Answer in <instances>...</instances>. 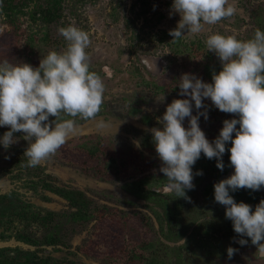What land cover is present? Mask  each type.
<instances>
[{"label": "clouds", "instance_id": "obj_1", "mask_svg": "<svg viewBox=\"0 0 264 264\" xmlns=\"http://www.w3.org/2000/svg\"><path fill=\"white\" fill-rule=\"evenodd\" d=\"M171 12L179 13L180 20L169 35L171 41H179L187 33L199 34L205 25L234 16L237 9L228 0H173ZM58 31L66 41L65 50L50 51L38 67L0 61V127L9 129L0 137V144L8 149L18 140L14 133H23L22 138L28 141L24 151L28 167H36L54 156L76 132V118L95 119L104 102V81L91 70L86 51L91 43L89 33L72 24ZM205 43L222 67L213 72L210 83L191 73L180 77L179 95L187 98L168 104L159 120L162 127L152 131L161 161L159 171L177 198L190 201L186 190L195 187L193 166L201 154L215 159L216 167L223 171L222 158L231 141L227 151L234 172L214 184V199L225 207L226 218L241 237L238 243L247 245L244 237L250 238L256 255L264 259V199L253 211L251 205L237 203L230 195V191L264 188V31L256 29L247 40L216 33L209 35ZM150 70L158 71L155 61ZM205 99H210L221 112L238 117L224 120L212 142L199 126L200 116L208 119ZM49 117L55 119L50 121ZM186 118L188 127L183 124ZM98 127L107 125L100 121ZM236 251L228 247V257Z\"/></svg>", "mask_w": 264, "mask_h": 264}, {"label": "rangeland", "instance_id": "obj_2", "mask_svg": "<svg viewBox=\"0 0 264 264\" xmlns=\"http://www.w3.org/2000/svg\"><path fill=\"white\" fill-rule=\"evenodd\" d=\"M69 1L70 0H68V2ZM228 2L229 4H233L237 9L234 16L221 20L215 25H205L202 32L199 34H185L179 41H176L177 45H174V47L172 46L170 48L166 42H156V44L163 46L164 54H176L178 57L177 62L180 63L181 59L184 60V56L175 52L176 47L179 45L183 49L185 47L184 45L189 42L196 44L199 47V49H196L198 56L201 54L203 57L208 58L202 49L210 52L211 55L212 53L215 55L214 52L208 51L206 47L205 42L209 35L216 33L225 36L234 35L240 40H247L253 37V26L249 21L253 20V22H258V24H260V21L262 22L264 20V0H228ZM172 3L173 0H74L70 1L67 6V2L65 3L66 8L64 9L65 12L62 21L65 25L70 22V24L88 32L91 46H99V52L103 50L111 57L121 52L118 50L120 45H122V47L124 46L122 59L125 61V65L129 66L130 64H135V55L133 53L135 49H132V46L133 43L136 44L135 36L137 34L144 35L146 40L150 36L149 34L166 38V40L172 38L169 35V30L176 28L180 20L179 13L171 12ZM30 21L31 20L26 17L22 21V26L24 32L27 34L33 33L35 37V30L38 25H30ZM261 25L264 26V23H261ZM9 28L10 27L6 26V24L0 27V61L8 60L12 63L13 59L17 58L20 49L26 46L27 36H23L24 32H22L21 40L18 41L14 38L11 33L12 31L8 30ZM261 28L264 30L263 27ZM15 34L17 33L15 32ZM41 36H43L42 33L37 34L36 52L34 53V58L31 57L33 61L29 63L33 67L39 66L45 48L49 50L58 46L60 47V51L66 48L65 45L60 46L61 43H57L56 46L53 45L52 47V43H50L47 44L48 46L44 47L37 41V38ZM93 37L95 38L94 40ZM181 41L184 42L182 43ZM14 50L16 51L15 54L13 53ZM175 66H173V70H178V65ZM165 76L166 74L161 75L162 78ZM128 77L129 76H127V78ZM105 80L106 79L103 78L104 83ZM167 80L168 79H166L165 82ZM129 81H131V79ZM124 93L127 94L128 90L125 91L118 86L107 87V85H105L104 101L117 100L116 112L111 113L109 111V106L112 104L108 102L101 106V109H104V111L102 114L96 116L95 119L81 120L76 118V132L68 140L94 135L102 136L104 139H109L111 141L110 144L117 153H125L130 156L134 155L133 157H135V154L132 153V149H130V144L138 145L139 139H137L136 135L129 136L126 131L131 128L150 130L153 129V127L155 128L156 125L157 127H162L159 123V115H157L155 110L166 108L169 102H167L168 98L161 94L142 98L141 103L145 102L146 104H143L141 108L143 112L145 111L150 115V122L144 124L131 118V116H129L130 118L128 117L127 112L129 106L128 104L124 105L125 102L121 100L122 98L114 99L115 95H117V97H122ZM140 94L141 92H139L138 95ZM140 114L141 113H137L132 116L139 118ZM54 119V117H49L50 121ZM100 121L105 122L107 127H98ZM130 121L133 122L130 123ZM0 130L3 131H0V137H2L4 132L9 129L7 127H0ZM14 136H16L18 140L8 149H5L3 145L0 144V194L15 191L16 193L12 196L14 204H22L28 208V205L31 204L32 211H41L43 214H45L47 210L56 212L55 222L59 224L58 229L61 243L53 245H33L19 240L16 236L18 231H21V225H19L9 231L8 234H11L10 238L0 240V248H9L8 251L11 254H14L16 250L20 249L24 251H35L39 256L49 255L53 264H106L107 260L97 256V254L110 251L114 242L116 245L120 246L127 240L140 241L142 238L140 230L141 217L138 216L140 214L153 216L154 228L150 229V227H148L147 229V231L150 230V238L154 240H163V242L165 241V243L170 244L171 247L169 248H173V250L169 249L166 254V264H216V255H221L228 247L231 246L237 250L234 254L241 251V247H243L237 242V239L228 237L219 241L211 237L205 240V242L212 245L213 248L210 247L211 250L206 249V247L195 250L196 248L193 246L194 240H198L195 234L194 236L188 237L191 239V248L183 251V255H181L180 259V256L178 257L177 255L179 252L178 247L184 246L183 244H185L187 236L184 234L182 237L180 236L176 239H171L169 237V229L166 223L167 215L162 205L154 202L140 201L138 198L135 199L134 196L128 194L122 187L124 181H102L81 170L79 167L64 162L71 161L74 155H68L65 157L66 160L59 161L58 153H56L54 156H51L38 165L40 167V169L37 170L39 177L48 174L51 177H45L47 182L83 191L85 196L90 200V210L93 206L104 205L109 209L117 208L122 213L113 218L107 217L103 220L91 217L84 221H74L69 217V214L75 211L77 209L76 207H72L65 198L45 190L43 181L40 180L38 176L33 178L26 173L27 170L16 166L19 157L27 159V157L24 156V151L28 147V141L22 138L23 133H14ZM77 161L81 162L80 158H77ZM78 165L80 166V164ZM20 169L23 171V176L21 178L17 177V173ZM151 172L152 171L146 170L144 174H150ZM141 174L142 173L137 174L135 179ZM44 196H50V199H45ZM129 199L137 201L136 204L125 202ZM149 205L151 207H149ZM167 205L171 206L172 203L168 201ZM178 208L182 210L179 211V218L181 219L179 226L182 227V215L184 218L185 207L179 206ZM156 214H159V217L162 218L164 231L167 235H165V232L163 233L161 225L156 220ZM211 215L212 209L209 215L203 216L204 218H202V220L211 218ZM27 230L31 235L38 233L39 236H42L47 233L46 227H40L35 221L31 220L29 221ZM44 235L41 238H43ZM146 235H148V233H146ZM114 237H116L115 240L117 242H112V238ZM200 252L205 253V256H202ZM240 257L245 258L243 252L236 254L233 258L236 260Z\"/></svg>", "mask_w": 264, "mask_h": 264}, {"label": "flooded vegetation", "instance_id": "obj_3", "mask_svg": "<svg viewBox=\"0 0 264 264\" xmlns=\"http://www.w3.org/2000/svg\"><path fill=\"white\" fill-rule=\"evenodd\" d=\"M249 22L253 26L252 35H254L256 29L264 31L261 28H264V26L261 25V23H264V20L262 22L260 21V24H258V22H253V20ZM11 33L13 34L14 38L18 40L17 36L15 35V31H12ZM149 35V37L147 36V40L144 35L137 34L135 36L136 44L133 43L132 46V49H135L133 50V53L135 55V64H130L129 66L125 65V61L122 59V55L124 53V46L122 47V45L118 47V50L121 51L120 53L118 52L119 56L116 54L114 57L107 55V53L103 50L99 52V46H91V43L89 48L86 50L88 52V55L92 59L91 70L98 73L102 79H106L104 84L107 85V87L118 86L123 88L125 91L128 90L127 94L124 93L122 97H117V95H115L114 99L122 98L121 100L125 102L124 105L128 104L129 106L127 112L128 117L131 116V118H134L136 121L144 124L150 122V115L145 111L143 112L141 108L143 104H146L145 102L141 103L142 98H146L147 96L150 97V95L156 96L157 94H161L168 98L167 102H169V104L174 99L187 98L181 97L179 95L180 90L178 82L183 74L190 72L191 74H195L196 76L201 78L203 81L210 83L212 82L213 72H219L222 67L218 57L213 53L211 55L210 52L205 51L204 49H202V47V51L208 58L203 57L201 54L198 56L196 49H199V47L198 45L191 42L185 44V47L183 49L180 45L176 47L175 52L184 56V60L181 59V62L178 63V57L176 56V54H164L163 46L156 44V42H166V44H168L170 48L172 46L174 47V45H177V42L171 41L173 38H171L170 40L167 39V41L166 38H161L157 35L152 34ZM36 37L37 35L35 36V38ZM94 39L95 38L93 37V40ZM43 46L46 47L48 45L44 43ZM22 50L23 48L20 49V51ZM50 51L53 50H48L45 48L42 58L46 56ZM59 51L60 50H58L57 52ZM35 52L36 47L33 52H30L29 60L21 58L19 52L16 58L17 60L13 59L12 63L29 64L31 63V61H33L31 60V57L34 58ZM13 53L15 54L16 51L14 50ZM153 61L156 62L158 71L150 70V64ZM175 65H178V70H173V66ZM162 74H166V76L162 78ZM127 76L129 77L127 78ZM130 79L131 81H129ZM166 79L168 80L165 82ZM139 92H141L140 95H138ZM108 102L112 104L109 106V111L111 113H115L116 103H118V101L109 100ZM108 102L104 101L102 105ZM192 103L193 115H196L197 110L195 109L194 101ZM204 104L207 106L208 119L205 120L203 116H200L199 126L204 131L209 141L212 142L219 135V132L223 127L224 120L233 118L238 119V117L234 116L233 114L221 112L219 109L212 105L210 99H205ZM165 110L166 108L155 110L157 115H159V120L162 118ZM103 111L104 109H101L98 115L102 114ZM137 113H141L139 118H135L134 116H132ZM132 122L133 121H130V123ZM183 124L185 127L189 126L188 118L184 120ZM156 127L157 125L155 126V128ZM238 127L239 125H237V128ZM152 131L153 129L147 130L143 128H131L130 130L126 131L129 136L136 135L137 139H139L138 145H134L132 143V145L130 144V149H132V153L135 154V157H133L134 155L130 156L129 154L125 153H117V151H115L113 146L110 144L111 141L109 139H104L102 136L94 135L80 137L78 139L76 138L74 139L72 149H66V156L74 155L73 159L70 161L72 164H67L77 166L81 170L95 176L102 181H124L122 187L127 191L128 194L134 196L135 199L138 198L140 201L154 202L162 205L167 215L166 223L169 229V237L171 239H176L180 236L182 237L184 234L187 236L185 244H183L184 246L178 247L179 252L177 255L178 257L180 256V259L181 255H183L182 252L191 248V239L188 237H191L192 235L194 236L195 234L198 237V240L195 239L194 244L192 243L194 248H196L195 250L201 249V247H206V249H210V247L213 248L212 245H210L208 242H205L206 239H209L211 237H214L219 241H221V239L223 238L230 237L232 239H237L238 242L241 237L234 232L232 221L226 218L225 207L216 203L214 199V184L222 179L229 177L234 172V168L231 166L229 160L230 152L227 151V149L231 147V141L226 144V151L222 158L225 165L223 171L216 167L215 159L210 160L206 158L203 153L201 154V157L193 166V183L195 187L193 190H186L187 196L190 197V201H188L184 198H177L176 194L167 188V180L164 177L163 173L159 171L161 167V161L155 151ZM234 135L235 133H233V136ZM57 153L59 154L58 151ZM77 158H80L81 162H78ZM78 164H80V166ZM144 170H149L152 172L150 174H144ZM197 171H202L203 174L196 175L195 173ZM140 173L142 174L135 179V176ZM154 188H159L160 191L155 192L153 191ZM230 195L233 196L234 200L237 203L244 202L251 205L252 210L254 211L256 205L259 204L262 199H264V188H261V190L259 191H252L248 189H240L236 192L230 191ZM168 201L169 203H172L171 206L167 205ZM125 202L136 204L137 201H135L134 199H129ZM140 203L143 204L142 202ZM145 205L147 206L146 202ZM150 205L149 207H151ZM179 206L185 207L184 218L182 215V227L179 226L181 220L179 218V211H182L180 208H178ZM95 207L109 211L106 217L110 215V218H112L118 216V214H122L117 208L109 209L104 205H99L93 206L92 209H94ZM211 209V218L202 220V218H204L206 215H209ZM114 210L118 211L116 212ZM138 216L141 217L140 230L142 238L140 239V241L127 240L120 246L116 245V243L114 242L111 250L113 249V247L118 248L127 244H139L142 240L149 239L154 242V249L158 251V249L160 248L159 257L157 259L158 262L156 264H166V254L168 253L169 249L173 250V248H169L171 247L170 244L165 243V241L163 242V240H154L150 238V230L147 231V229L148 227H150V229L154 228L153 216H145L144 214H140ZM155 218L161 225L162 228H160L164 233V223L162 221V218L159 217V214H156ZM146 233H148V235H146ZM165 235H167L166 232ZM244 238L248 239V244L241 247V251H238L236 254H240L243 252L245 258L240 257L239 259L234 260L235 258L233 257H235L236 254H234L232 258H229L228 255H226L227 250H225V252H223L221 255H216V264H264V259H260L256 255V246L252 245L250 238ZM115 239L116 237L112 238V242L116 241ZM200 254H202V256H205V253L200 252ZM162 257H164V259L159 260ZM106 260L109 262L108 258ZM144 263V260L139 259L136 256L127 264Z\"/></svg>", "mask_w": 264, "mask_h": 264}, {"label": "trees", "instance_id": "obj_4", "mask_svg": "<svg viewBox=\"0 0 264 264\" xmlns=\"http://www.w3.org/2000/svg\"><path fill=\"white\" fill-rule=\"evenodd\" d=\"M74 1V0H70ZM68 0H0V27L6 24L10 28L8 30L15 31L18 41L21 40L22 32L24 28L22 26V21L28 17L31 21L30 25L37 24L35 33H42L43 36L38 38V42L43 44H51L56 46L57 43L65 45L66 41L59 34L58 29L60 27H67L70 22L64 24L62 17L64 15V9L69 5ZM67 2L66 6L65 3ZM32 4V5H31ZM3 34V32H2ZM27 36V43L25 48L20 51V56L23 59L29 60L30 52H33L36 47V38L33 33L24 32L23 36ZM54 46V47H55ZM60 47L56 46L54 49L58 51ZM4 130V129H3ZM1 131V130H0ZM3 132V131H1ZM74 140H69L67 143L58 150L59 161L65 160L67 154L66 149H72ZM66 163L72 164L70 161H64ZM17 167H21L27 170V174L32 176H38L37 170L40 169L39 166L28 167L27 159L19 157ZM20 169L17 173V177L21 178L23 176V171ZM41 174V173H40ZM28 176V175H27ZM39 177V176H38ZM51 177L50 175L39 177L43 181V186L45 190H48L58 196H61L68 200L72 207H76L75 211L69 214V217L74 221H84L92 218H99V220L106 219L108 213L105 209L94 208L90 210V200L85 193L76 188H66L61 185H55L52 182H47L46 178ZM30 180V178H29ZM35 181V180H31ZM16 192L11 191L7 193L0 194V240H6L11 237L8 234L14 227L21 225V231H18L16 236L19 240L33 244V245H53L59 244V224L55 222L56 212L52 210H47L45 214L41 211H32V205L29 204V208L22 204H14L12 201V196ZM45 199H50V196H44ZM118 211V210H114ZM110 217V215L108 216ZM113 218V217H112ZM35 221L40 227H46L47 233L39 236L38 233L31 235L28 233L29 221ZM28 222V223H27ZM155 248L153 241L149 239L142 240L139 244H127L122 247H113L107 253H99L97 256L109 259L107 264H127L130 260H133L136 256L139 259L144 260V264H156L159 257V250ZM9 248H0V264H53L51 257L39 256L35 251H24L16 250L14 254L9 253ZM95 253V252H93ZM162 257L159 260H163Z\"/></svg>", "mask_w": 264, "mask_h": 264}]
</instances>
